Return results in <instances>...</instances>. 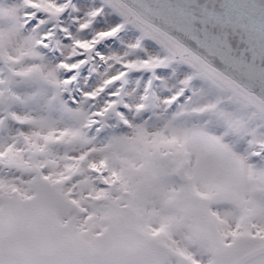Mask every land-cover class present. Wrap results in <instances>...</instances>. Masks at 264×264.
<instances>
[{"label": "rangeland", "instance_id": "rangeland-1", "mask_svg": "<svg viewBox=\"0 0 264 264\" xmlns=\"http://www.w3.org/2000/svg\"><path fill=\"white\" fill-rule=\"evenodd\" d=\"M37 12L44 18L29 27ZM73 27V43L64 44ZM107 39L108 54L98 58L95 45ZM88 48L93 61L85 67ZM195 109L210 115L204 125L217 121L237 138L250 134V119L259 131L250 142L264 149V126L240 102L145 30L132 29L107 0H0V264H154L148 243L184 248L187 238L176 234L182 222L170 221L174 209H184L179 204L203 203L198 198L208 200L211 187L234 203L228 173L220 183L203 174L183 191L185 201L178 195L175 169L185 160L201 171L198 150L190 155L183 141L218 143L190 119ZM182 114L189 120L180 128ZM124 204L127 211H119ZM178 256L165 262L157 254L156 263L194 260L193 252Z\"/></svg>", "mask_w": 264, "mask_h": 264}, {"label": "flooded vegetation", "instance_id": "flooded-vegetation-1", "mask_svg": "<svg viewBox=\"0 0 264 264\" xmlns=\"http://www.w3.org/2000/svg\"><path fill=\"white\" fill-rule=\"evenodd\" d=\"M193 113L194 115L190 119L192 118L193 121L196 119L194 124L201 126L202 129L208 130L211 135L215 136L218 143L212 144L211 142L206 147L200 146L197 148L195 144L200 145L201 141H194L197 139L196 137L191 141H183L185 152L187 151L190 155H193V152L198 150L196 151L198 152L199 161V163L197 161V164H199V169L202 172L197 171V167H195V171H191L184 160L183 165L187 178L189 179V184L183 185L177 183L179 189H181L178 195L182 196L185 189L187 190L189 187L199 184L203 174L211 180L220 183L222 180L221 177L228 173L233 185L234 203L225 199L223 200V197L221 195L218 196L214 188L211 187L210 191L213 192L210 194L211 197L208 200L198 198L203 203L189 204L191 205L190 208L186 207L189 205L179 204L178 207L185 206L184 209L181 208V211H179L180 209H174V212H171L172 220L170 221L172 223H175V221L182 222V226L177 228L178 231H176V234L180 238H187L182 243L185 247L180 248L174 242L170 243V241H167L165 245L163 240L159 243H148L155 250L153 262L157 264V254L161 255V260L168 262V259H173L175 255L178 256L181 254L186 256V254L189 255L193 252L194 260L190 264H235L243 256L264 248V151H260L261 149L255 151L253 162H250L246 156L248 150H255V144L253 145L250 142V138L259 131L250 119H246L245 123L251 129L250 134L245 133L237 138L239 134L236 132L221 131L217 121L214 122V125H210V128L208 124L204 125L201 122L202 117L207 115L204 114V111L198 112L195 109ZM183 115L184 119H182ZM179 116L181 117H178L176 121L178 122V126L182 128L183 124L188 122L189 116L186 114ZM212 117L209 119L211 122H213ZM258 126L263 131L262 126ZM182 135L184 136V133ZM174 142L177 144L178 149L180 143L178 141ZM219 144H221V147ZM258 144H260L259 147L264 148V139L261 143L258 142ZM170 148L174 155L175 147L170 146ZM218 148H221L222 152L219 153V157L214 158L212 154ZM197 179H199V182H197ZM186 196H182L184 201ZM122 207L125 208L126 205ZM237 212L250 216L254 215L255 218L254 220L244 221L237 216ZM213 213L219 214L220 217H214ZM66 217L69 218L70 216ZM86 230L89 231L88 228ZM145 231L143 226L138 228V239L142 245H144L142 241ZM190 241L192 247H194L190 249L191 251L189 250ZM148 244L145 246L148 247ZM182 249L184 251L183 253ZM168 253H171V255H168ZM164 255L165 258L163 259L162 257ZM185 262L188 261H182L183 264ZM129 264L136 263L132 262L131 259ZM248 264H264V255Z\"/></svg>", "mask_w": 264, "mask_h": 264}, {"label": "water", "instance_id": "water-1", "mask_svg": "<svg viewBox=\"0 0 264 264\" xmlns=\"http://www.w3.org/2000/svg\"><path fill=\"white\" fill-rule=\"evenodd\" d=\"M121 1L264 103V0H183L203 17L198 28L173 7L177 0ZM92 53L84 51L86 67L93 61ZM176 178L188 182L183 169ZM262 255L264 248L235 264H248Z\"/></svg>", "mask_w": 264, "mask_h": 264}, {"label": "bare ground", "instance_id": "bare-ground-1", "mask_svg": "<svg viewBox=\"0 0 264 264\" xmlns=\"http://www.w3.org/2000/svg\"><path fill=\"white\" fill-rule=\"evenodd\" d=\"M114 5L128 20L130 27L134 30H145L149 35L165 44L175 56L186 59L207 77L212 79L229 96L243 105V108L252 118L264 126V103L246 89L240 87L227 76L217 71L207 62L193 53L186 45L172 37L170 34L158 29L138 16L127 4L121 0H107Z\"/></svg>", "mask_w": 264, "mask_h": 264}, {"label": "snow or ice", "instance_id": "snow-or-ice-1", "mask_svg": "<svg viewBox=\"0 0 264 264\" xmlns=\"http://www.w3.org/2000/svg\"><path fill=\"white\" fill-rule=\"evenodd\" d=\"M80 3L86 5L88 3V0H80ZM98 4H99V0H98ZM173 7L176 10H178V11H182L187 16L188 20L192 21L194 27H197V28L199 27V19H201L203 17H199L198 12H197L196 8L193 5L186 4V3L183 2V0H177V3L174 4ZM26 11H28L29 14H31V12H33L35 10L34 9H29V10H26ZM43 18H44V14L37 12L35 14V18L30 22L29 27L35 26ZM77 18H79V16ZM111 19L113 21H116L117 20V16L113 15L111 17ZM96 26L100 27V24H97ZM73 31H75V27L67 29V32L69 33V35H64V37H63V43L64 44H72L73 43V40H72V37H71V33ZM63 32H64V26L62 25V27H61V35H63ZM88 38L92 39L93 37L90 34H88ZM44 43L46 44L47 40H45ZM112 43H113L112 39H107L104 42L98 43V44L95 45V53L98 54V58L104 57L105 55L108 54V49L105 47V44H112ZM45 51H46V49H45ZM83 59H84L83 56H78V57L75 58V60H83ZM58 62L59 63H65V61L63 60L62 57L59 58ZM87 74H88L87 68H85L83 70V72H82V76L83 75H87ZM159 74L160 73H158V75ZM74 75H75V72L73 70H68V71H66L64 73V78L65 79H71ZM136 75H139V73H136ZM149 75H150V73H149ZM109 92H111V89H109Z\"/></svg>", "mask_w": 264, "mask_h": 264}]
</instances>
